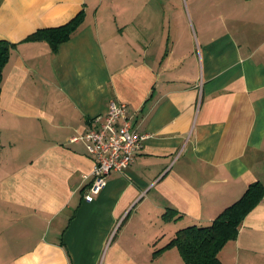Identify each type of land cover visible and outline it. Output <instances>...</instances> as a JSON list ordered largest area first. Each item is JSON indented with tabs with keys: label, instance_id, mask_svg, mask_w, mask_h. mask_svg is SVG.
Here are the masks:
<instances>
[{
	"label": "crops",
	"instance_id": "0c3cea01",
	"mask_svg": "<svg viewBox=\"0 0 264 264\" xmlns=\"http://www.w3.org/2000/svg\"><path fill=\"white\" fill-rule=\"evenodd\" d=\"M0 41V264H184L176 232L264 184V0H0ZM112 101L147 138L85 202L71 139ZM218 258L264 264V199Z\"/></svg>",
	"mask_w": 264,
	"mask_h": 264
},
{
	"label": "trees",
	"instance_id": "16d2710c",
	"mask_svg": "<svg viewBox=\"0 0 264 264\" xmlns=\"http://www.w3.org/2000/svg\"><path fill=\"white\" fill-rule=\"evenodd\" d=\"M83 20L79 12L67 23L39 29L27 37L28 40H44L56 47L69 40ZM15 44L0 41V89L2 70ZM264 199V184H250L243 195L233 204L222 210L207 226H188L176 232L168 246H176L184 264H221L218 253L238 232L244 217Z\"/></svg>",
	"mask_w": 264,
	"mask_h": 264
},
{
	"label": "built area",
	"instance_id": "2783aa9c",
	"mask_svg": "<svg viewBox=\"0 0 264 264\" xmlns=\"http://www.w3.org/2000/svg\"><path fill=\"white\" fill-rule=\"evenodd\" d=\"M125 103L110 102L108 112L95 117L91 127L74 136L73 142H82L93 159L92 170L82 176L88 183L83 188L82 199L92 201L106 186L112 173H123L147 138L133 126L126 113Z\"/></svg>",
	"mask_w": 264,
	"mask_h": 264
}]
</instances>
